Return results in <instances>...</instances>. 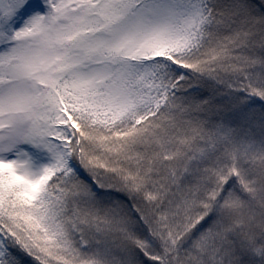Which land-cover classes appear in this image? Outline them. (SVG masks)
I'll return each mask as SVG.
<instances>
[{"label":"snow or ice","instance_id":"1","mask_svg":"<svg viewBox=\"0 0 264 264\" xmlns=\"http://www.w3.org/2000/svg\"><path fill=\"white\" fill-rule=\"evenodd\" d=\"M0 264H264V0H0Z\"/></svg>","mask_w":264,"mask_h":264}]
</instances>
